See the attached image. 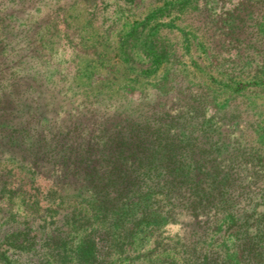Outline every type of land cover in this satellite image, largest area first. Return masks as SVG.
I'll return each instance as SVG.
<instances>
[{
  "label": "rangeland",
  "instance_id": "1",
  "mask_svg": "<svg viewBox=\"0 0 264 264\" xmlns=\"http://www.w3.org/2000/svg\"><path fill=\"white\" fill-rule=\"evenodd\" d=\"M48 1L50 21L40 27L28 29L37 22L33 13H17L19 31L10 30L17 33L16 46L11 44L16 49L3 60L30 86L20 91L28 105L19 109L36 110L40 121L31 120V126L58 131L63 124L70 134H78L76 126L83 136H98L110 122L158 114L184 133L202 124L208 138L200 148L218 155L226 173L233 166L230 173L239 177L238 216L264 199V0ZM157 49L172 61L152 64L149 54ZM46 149L2 146L0 240L24 228L36 235L37 246L32 254H8L0 264H45L50 242L68 246L93 228L126 232L121 225L131 223L95 212L84 188L62 179L58 147ZM212 196L201 187L194 195L182 188L171 197H147L154 222L138 223L143 230L112 264L225 258L233 242L225 217L213 213Z\"/></svg>",
  "mask_w": 264,
  "mask_h": 264
},
{
  "label": "trees",
  "instance_id": "2",
  "mask_svg": "<svg viewBox=\"0 0 264 264\" xmlns=\"http://www.w3.org/2000/svg\"><path fill=\"white\" fill-rule=\"evenodd\" d=\"M49 6L48 0H0V153L3 145L13 148L26 146L27 150L58 147L60 156L57 163L65 184L74 188L78 185L79 190L83 187L93 199L91 205L98 214L109 212L114 222L126 219L131 223L121 225L126 232H121L116 226L119 232L110 234L93 228L68 246V243L65 246L58 240L54 243L48 239L51 254L45 255V264H112L115 258L125 257V249L143 230L138 223L154 222L153 208L145 202L147 197L162 192L171 197L179 194L182 188L189 195H194L201 187L207 188L209 196L213 194V213H222L225 217L226 232L232 239L233 248L225 258H204L198 264H233L232 260L243 264H264V199L255 203L250 212L238 216L237 199L242 193L239 177L230 173L233 166H229V173H226L218 155L211 158L200 148V140L207 137L202 124L201 128L194 127L184 133L181 127L165 124L158 114L152 120L110 122L109 128L103 127L98 136L94 131L83 136L76 126L73 130L78 134L74 135L62 128L63 124L57 127L58 131L51 130L49 126L41 128L40 124L38 127L41 129L38 130L30 125L33 119L40 121L36 118V110L28 113L19 109L28 105L25 103L27 98H22L20 91L30 86L13 75L12 67H7L3 60L14 50L11 44L17 43L13 39L17 33L10 32L14 27L16 32L19 31L17 13H33L37 22L28 29H34L50 21ZM31 44L32 40L28 39V45ZM149 55L152 64H169L172 61L162 49L153 50ZM12 61L10 59V63ZM45 117L41 116V119L46 120ZM47 122L49 124L51 120L47 119ZM186 151H191L189 156H186ZM260 162L264 164L263 160ZM2 189L3 185H0V197ZM168 219L169 216L159 218L158 222L164 224ZM35 236L24 228L3 236L0 259L16 252L32 254L37 246L33 240ZM55 245L57 250L53 251Z\"/></svg>",
  "mask_w": 264,
  "mask_h": 264
}]
</instances>
